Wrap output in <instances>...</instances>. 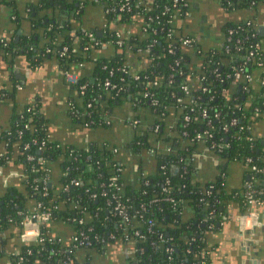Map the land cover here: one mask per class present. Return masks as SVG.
<instances>
[{
    "label": "trees",
    "instance_id": "obj_1",
    "mask_svg": "<svg viewBox=\"0 0 264 264\" xmlns=\"http://www.w3.org/2000/svg\"><path fill=\"white\" fill-rule=\"evenodd\" d=\"M98 1L108 23L105 28L99 27L103 28L101 35L97 34L99 28L87 25L77 29L76 39L66 31L69 25L57 26L45 17L30 16L31 8L28 16L35 25H43L50 37L47 46L57 49L67 46L65 54L57 55L63 68H74L75 64L87 58L84 53L95 50L100 54L94 62L93 77H80L74 83L76 87L86 83L83 92L77 88V99H71L69 113L74 122L89 127L105 124L106 106L120 97H130L151 108L155 113L154 122L147 129L139 128L126 147L135 153L151 155L155 160L154 169L145 172L139 168L137 183L126 185L121 177L125 165L120 149L93 142L82 147L53 140L47 133L38 108L33 103H27L24 110L14 116L5 137L9 138V149L17 143L19 157L26 163L28 197L40 202L41 209L48 211L51 218L73 223L76 231L84 229L87 232V227H91L89 234L95 232L107 236L115 232L117 238L121 237V231L128 229L133 233L131 241L136 249V264H211L206 233L210 229H218L222 216L233 206L238 209L235 213L248 210L246 186L244 182L239 186H228L222 171L200 182L194 178L193 161L187 158L203 144L217 153L224 161L223 165L250 157L252 163L264 166V146L260 140L246 138L250 135L246 127L249 119L256 109L264 112V92H252L251 98L246 95L244 98L227 99L222 91L225 82L234 78L235 71L254 72L258 62L261 64L260 77L264 76V32L258 34L250 24L252 19L247 16L236 22L224 23L221 44L204 48L191 32H177L175 11L182 13L188 7L182 1L173 7V0H131V10H107L115 3L114 0ZM259 1L219 0L227 10H247ZM83 2L85 0H39L34 9L58 6L76 15L74 19H77L84 7ZM137 19L144 27V37L121 38L115 26ZM169 31H172L171 36H168ZM86 32H93L102 42L111 40L112 47L101 50L100 46H94ZM181 35L194 37V42L191 45L181 44ZM117 39L122 43L117 44ZM3 42L7 45L3 46ZM0 46L8 52L22 51L31 60L36 57L34 62L41 60L43 48L40 53L37 52L33 35H22L17 42L8 37L2 38ZM134 48L140 49L139 55L144 58L145 65L129 69L125 56ZM250 50L254 53L248 57ZM103 51L110 52V55L101 56ZM194 56L199 57L197 67L193 64ZM136 74L138 78L134 77ZM106 79L115 86L106 87ZM185 83L190 88L189 95L181 87ZM247 87L250 85L247 84ZM153 99L157 102L152 103ZM105 102H108L107 105ZM170 111L177 117L176 140L173 135L166 140L168 128L163 116ZM186 114L188 119H184ZM232 118H236L235 123H230ZM25 122L29 123L27 129L23 128ZM226 124L227 128H224ZM18 128H22L20 134L16 133ZM197 132L202 133L199 140L195 137ZM41 141L44 143L38 149ZM25 142L29 143L28 149L23 146ZM219 142H226L228 146L219 147ZM28 153L41 155L44 162L28 161ZM9 154L8 150L6 155ZM2 160L3 157H0ZM55 161L60 165L57 176L52 171ZM175 164L178 169L172 173L171 167ZM116 174L117 177L112 179ZM253 175L259 178L253 181L254 188L264 191V172ZM72 179H78V183H72ZM110 181H114V185H108ZM113 194L127 205L136 206L143 213L142 219L131 218L126 223L121 221L120 215L113 210ZM164 196L173 197L175 201ZM22 199L16 193L0 197V230L11 224L22 230L21 220L28 212ZM74 216H81L86 222L76 224L70 220ZM149 218L152 223L148 222ZM135 231H138L137 235H134ZM41 233L45 236L43 241L21 242L15 264H66L69 261L70 245L53 238L49 240L51 236L45 225ZM110 240L113 239L92 241L83 248L101 249Z\"/></svg>",
    "mask_w": 264,
    "mask_h": 264
},
{
    "label": "crops",
    "instance_id": "obj_2",
    "mask_svg": "<svg viewBox=\"0 0 264 264\" xmlns=\"http://www.w3.org/2000/svg\"><path fill=\"white\" fill-rule=\"evenodd\" d=\"M188 16L177 18V32H191L204 48L221 44L222 25L228 20L252 19L253 29L258 34L264 32V0L251 9H224L219 0H186ZM39 0H0V39L8 37L17 42L22 35H33L41 60L36 57L31 60L22 51L8 52L0 46V197L7 193H16L23 197V204L28 211L34 209L36 201L28 197L25 184L26 163L19 157L17 143L9 149L7 132L10 130L15 115L21 113L27 103H33L45 121L47 133L51 139L73 144L88 146L91 142L106 145L109 148L120 149L124 163L121 177L126 185H135L137 171H153L155 160L147 153H135L126 147L134 138L136 131L149 128L155 119V113L150 107L142 105L130 97H120L107 105L104 117L106 123L99 126H80L70 116L71 99H77L76 85L67 79L66 73H74L80 77H93L94 62L99 57L98 51L84 53L86 59L75 64L74 68H63L58 60L57 48L47 46L50 37L46 35L42 24L35 25L29 18L31 15L50 19L57 26L69 25L66 29L74 38L78 37L77 29L82 26L97 28L108 26L104 11L98 0H85L77 19L71 12L58 6H48L35 10ZM125 31L126 37L140 39L144 37V27L140 19L127 24H117ZM56 26V27H57ZM259 27L263 29L259 30ZM74 30L75 34L71 31ZM58 38V37H57ZM107 47H100L105 50ZM36 49V50H37ZM125 62L129 69H138L145 65V60L139 53V48L130 49ZM106 51H103L105 53ZM199 57H192L194 67H197ZM253 80L243 78L228 79L223 86L227 99L251 98L252 92H264V79L259 78L261 71L254 69ZM259 74H258V73ZM264 78V76H263ZM263 81V83H261ZM247 84L250 87H247ZM20 86V87H18ZM108 101V100H106ZM248 101V100H247ZM72 111V110H71ZM167 132L166 140L172 135L178 139L176 132L177 117L173 111L163 116ZM249 134L260 140L264 146V116H252L248 121ZM164 145V144H162ZM167 145V144H165ZM167 147V146H165ZM9 150L10 154L6 155ZM193 164L194 178L200 182L211 179L222 171V177L230 187L241 185L249 175L245 162L234 160L226 162L220 159L215 151L201 144L196 151ZM223 165V166H222ZM53 175L57 176L60 165L53 164ZM231 207V205H230ZM233 206L219 221L216 230H209L206 237L209 242L211 264H253L258 258L264 264V209L260 208L262 224L252 232H241L238 227ZM187 211V210H186ZM188 215V211L186 212ZM49 235L62 243L70 244L74 235V225L62 218H51L47 223ZM11 224L0 230V264H15L16 255L20 251L21 242L25 241L22 230ZM249 234V235H248ZM246 236L248 238H246ZM134 242L129 238L117 237L110 240L103 248H78L71 252L66 264H129L136 262Z\"/></svg>",
    "mask_w": 264,
    "mask_h": 264
},
{
    "label": "built area",
    "instance_id": "obj_3",
    "mask_svg": "<svg viewBox=\"0 0 264 264\" xmlns=\"http://www.w3.org/2000/svg\"><path fill=\"white\" fill-rule=\"evenodd\" d=\"M182 1L183 5H187V1L186 0H173L172 6L176 7L177 4ZM262 0H260L259 2H261ZM114 4L112 6H110L109 8H107V10H115V9H119V10H131L132 8V3L131 0H114ZM258 2V3H259ZM257 3V4H258ZM137 5V4H136ZM253 5V4H252ZM188 6V5H187ZM255 7L254 6H249V9ZM188 8V7H187ZM224 8V7H223ZM168 9V8H167ZM178 10V9H176ZM183 16H188V11L187 9L180 13L179 10L174 14V18L175 20L177 18L183 17ZM251 24V21H250ZM252 25V24H251ZM116 27H120V26H116ZM115 27V29H116ZM105 28V26H104ZM122 28V27H121ZM253 28V26H252ZM101 31H103V28H99ZM117 33L119 34V36L121 38L126 37L125 35V31L122 30L124 32V36L122 35V33L118 30ZM229 33L232 32L231 29L228 30ZM172 31L168 32V36H171ZM87 37L89 38V41L94 45V46H100V47H108V45H113L111 40H107L105 42H102L100 39H98L93 32H86ZM2 40V39H0ZM179 41L181 44L183 45H191L192 42H194V37H189V36H179ZM117 44H121L122 41L117 39L116 40ZM3 46L7 45L6 42L2 43ZM88 46H86L85 48H87ZM99 47V48H100ZM112 47V46H111ZM67 51V46L64 45L62 46L59 50H58V54L59 55H63L65 54ZM253 50L249 51L248 57H250L253 54ZM260 62L257 63V65L255 66L256 68L260 67ZM255 68V69H256ZM124 70L126 71V69L124 68ZM67 75V79L72 82V83H76L79 79V77L74 74V73H66ZM230 76V74H228ZM234 78H243L245 80H253L254 78V73L253 72H245V73H241L239 71H235L233 74ZM135 78H138V75L136 74L134 76ZM259 78L264 79L263 77L258 76ZM261 83H263V81H261ZM104 85L106 87H114V84H111V82L106 79L104 81ZM86 86V83H81L79 85H77V88L83 92L84 88ZM20 87V86H18ZM182 89L184 90V92L186 93V95H189V86L185 83L182 84ZM180 99V98H179ZM178 99V100H179ZM157 100L153 99L152 103H156ZM34 105V104H33ZM88 105H90V102L88 103ZM204 114H205V110H204ZM254 115L256 116H264V112L261 113L258 109H256ZM253 115V116H254ZM189 116L186 114L184 116V119H188ZM236 122V118H232L230 123H235ZM29 127V123L25 122L23 124V128L27 129ZM248 128V126H246ZM156 128H158V126L156 125ZM224 128H227V124L224 126ZM22 131V128H18L16 130V133L20 134ZM210 135V134H208ZM196 139L199 140L202 138V133L197 132L196 134ZM246 138L248 140H252L254 139L251 135H247ZM34 142H36V140H33ZM44 141H41L38 149H41L42 145H43ZM213 145H215V143H213ZM217 145L219 147H227L228 143L226 142H219L217 143ZM24 148L28 149L29 148V143L25 142L24 143ZM165 149L169 150V147H164ZM115 149V148H113ZM151 149H150V153H151ZM3 157V156H1ZM195 157V153L193 152L188 158V161H193ZM26 159L28 161L35 159L37 162H44V159L41 155L35 156L34 154L28 153L26 155ZM245 164L247 165L248 169H249V175L246 177L248 178L250 176V180L245 179L244 183L246 186V191H245V195L247 198V202L249 204V208L247 211L245 212H239L236 215V219L238 221V227L240 229L241 232H252L253 229H256L258 226H260L262 224L261 221V216H260V208L264 209V196H262V193H264V191L262 189L260 190H256L254 188V184L253 181L256 179H259L257 176L253 175L254 173H263L264 172V166H259L256 163H252L251 162V158L247 157L245 160L242 159ZM121 170V167H117V170ZM117 177V174L114 175L112 177V179H115ZM72 183L77 184L78 183V179H72L71 180ZM108 185H114V181H110L108 183ZM118 188V187H117ZM92 196H95V193H91ZM113 199H114V204H113V210L115 211L116 214L120 215V220L121 221H125V223L127 221H129L131 218H140L142 219L143 217V213L137 209L136 206L134 205H127L125 202H123L119 197H117L115 194L112 195ZM165 199H170L171 201H175V199L173 197L170 196H164ZM230 205H228L229 207ZM130 210L132 212H130ZM51 219V216L49 214L48 211H44L41 209V203L36 201V206L34 209H31L30 211L26 212L21 220V225H22V233L21 236L25 241H43L45 239V236L41 233V228L44 227V225L46 226L47 223L49 222V220ZM70 220L76 224H83L85 223V219L83 217H71ZM149 223H152V219L149 218L148 219ZM74 225V224H73ZM91 227H87V232L84 229H79L78 231H76L74 229V235L72 237V240L70 242V247H69V252H73L75 249L78 248H83L85 246H88L92 241H104L105 238L107 239H114L116 237V233L115 232H110L107 236L103 235V234H97L95 232H93L92 234L88 233V230H90ZM48 233V230H47ZM49 234V233H48ZM138 231L134 232V235H137ZM51 236V235H50ZM121 236L125 237V238H129L131 239L133 236V233L131 234L129 232V230H123L121 231ZM53 238L55 239L57 242H61L58 239L54 238V237H49V240ZM17 263V261H15Z\"/></svg>",
    "mask_w": 264,
    "mask_h": 264
},
{
    "label": "water",
    "instance_id": "obj_4",
    "mask_svg": "<svg viewBox=\"0 0 264 264\" xmlns=\"http://www.w3.org/2000/svg\"><path fill=\"white\" fill-rule=\"evenodd\" d=\"M65 13H69V11H65ZM47 19V18H46ZM236 21H238L237 19H234V20H228V22H236ZM116 27V26H115ZM116 29H118L121 33H122V35L124 36V32L122 31L123 30V28H120V27H116ZM261 29H263V27H259V30H261ZM73 34H75V31L74 30H72L71 31ZM97 34L98 35H101L102 34V31L100 30V29H98L97 30ZM107 48H111V46L110 45H108V47ZM106 48V49H107ZM110 55V52H108V51H106L105 53H103L101 56H104V57H107V56H109ZM177 169H178V165L177 164H175V165H172V167H171V172L172 173H174L175 171H177ZM249 235V234H248ZM246 238H248L247 236H246ZM252 263L253 264H260V260L258 259V258H254L253 260H252ZM132 264H136V262L134 261Z\"/></svg>",
    "mask_w": 264,
    "mask_h": 264
}]
</instances>
